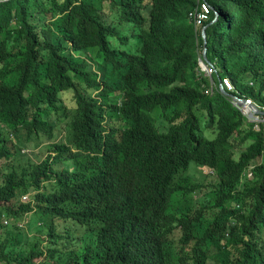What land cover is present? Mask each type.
I'll return each instance as SVG.
<instances>
[{"label": "trees", "instance_id": "obj_1", "mask_svg": "<svg viewBox=\"0 0 264 264\" xmlns=\"http://www.w3.org/2000/svg\"><path fill=\"white\" fill-rule=\"evenodd\" d=\"M204 1L207 60L264 106V0ZM195 4L0 0V264H264V133L204 93ZM12 132L47 155L13 166ZM191 165L205 184L188 182Z\"/></svg>", "mask_w": 264, "mask_h": 264}, {"label": "rangeland", "instance_id": "obj_2", "mask_svg": "<svg viewBox=\"0 0 264 264\" xmlns=\"http://www.w3.org/2000/svg\"><path fill=\"white\" fill-rule=\"evenodd\" d=\"M93 2L95 0H92ZM92 63L95 65L94 70L95 73L99 74V76L102 74L101 73V69L97 68V64L95 63V61H92ZM197 73L199 74V70L197 71ZM202 77V76H201ZM202 79L205 80V78L202 77ZM157 114V113H155ZM157 119V118H155ZM161 122L157 120V124L159 125ZM201 124V128L203 129V134L206 136V138L208 139H213L214 138V134H213V127L212 125H209L208 122L201 120L200 122ZM242 134H235L232 136L231 141L233 143V153H234V157L236 158L238 156V153L240 150H243V146H239L236 144V142H238V140L241 138ZM8 139L13 143V144H19L20 149L23 151V155L21 154V156L16 157V159L13 157L10 160V163L15 166V167H21L25 164L24 159H31L33 161H40L42 160L46 155H47V151L50 148V144L46 141V140H38V139H26L25 137H22L20 142L19 139L16 135H14V133L12 132L9 136H7ZM69 139L68 136V130L67 127L63 124V129L61 131H57V136L54 139V141H63V142H67ZM188 173H190V177L188 182L190 183H203L205 184V181H207L208 178V173L205 169H201V168H196L193 165H191V167H189V171ZM1 180V179H0ZM202 193H204V189H202L201 191ZM201 193V194H202ZM33 194V192H32ZM195 194L194 193H190V194H178L175 196V198L173 199V205L178 206V205H184V204H191L194 201L195 198ZM21 196H19L18 199H20ZM37 214L36 213H30L29 214V224L32 223V225L29 226V224L24 225L23 227H25L23 229L24 233H27V236H32L35 234H38L36 227L33 226V223L36 224L37 220ZM36 221V222H35ZM202 221L205 223V220L202 219ZM199 226H201L199 224ZM22 236L19 235L18 239L21 240ZM223 242H225V240L223 241H219L218 244L221 245Z\"/></svg>", "mask_w": 264, "mask_h": 264}, {"label": "built area", "instance_id": "obj_3", "mask_svg": "<svg viewBox=\"0 0 264 264\" xmlns=\"http://www.w3.org/2000/svg\"><path fill=\"white\" fill-rule=\"evenodd\" d=\"M210 12L211 8L204 0H196V4L189 10L187 16L194 28H199L209 20ZM199 68L208 84L204 89V93L212 95L216 90L222 89L230 94L228 97L231 106L240 113L246 123L251 124L253 131L264 133V106L256 104L251 98L240 95L228 76L218 75L219 69L214 64L210 66L199 65ZM251 175L252 167H248L242 174L241 180L249 178ZM21 201H28V195H23ZM25 222L26 220L19 221L18 226L22 227ZM2 223L7 224L8 220L3 218Z\"/></svg>", "mask_w": 264, "mask_h": 264}, {"label": "water", "instance_id": "obj_4", "mask_svg": "<svg viewBox=\"0 0 264 264\" xmlns=\"http://www.w3.org/2000/svg\"><path fill=\"white\" fill-rule=\"evenodd\" d=\"M218 17L217 12H214V18L213 20L210 21L209 24H212ZM205 28L206 26H203L200 30V37L202 40V48H201V55L199 57V65L200 66H210L211 63L207 60L206 57V38H205ZM220 91L225 94L226 96H230V94L224 92L222 89H220Z\"/></svg>", "mask_w": 264, "mask_h": 264}, {"label": "clouds", "instance_id": "obj_5", "mask_svg": "<svg viewBox=\"0 0 264 264\" xmlns=\"http://www.w3.org/2000/svg\"><path fill=\"white\" fill-rule=\"evenodd\" d=\"M22 153H23V151L21 150V151H20V154H22ZM22 155H23V154H22ZM31 194H32V192H31V193H27V194H23V195H28V201H25V202H23V203H27V202H29L30 197H31ZM23 195H21V197H22ZM21 197H20V202H22V201H21ZM29 214H30V213H28V214L24 215L23 217H21V219H19V221H21V220H26V222L24 223V225H26V223L28 224V222H29ZM3 218H4V217H2L1 220H2ZM4 219H6V218H4ZM37 224L41 226V222H38V221H37ZM24 225H23V226H24ZM23 226H22V227H23Z\"/></svg>", "mask_w": 264, "mask_h": 264}]
</instances>
